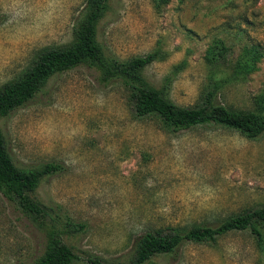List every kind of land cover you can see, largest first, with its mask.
<instances>
[{
	"label": "rangeland",
	"instance_id": "rangeland-1",
	"mask_svg": "<svg viewBox=\"0 0 264 264\" xmlns=\"http://www.w3.org/2000/svg\"><path fill=\"white\" fill-rule=\"evenodd\" d=\"M83 5L0 0V86L40 48L69 43ZM94 37L104 56L118 60L160 48L163 59L141 70L153 88L183 61L168 88L179 106L199 98L215 41L225 48L222 68L257 46L262 55L253 68L230 79L219 98L248 109L264 95V0H108ZM126 96L119 82H102L94 66L81 63L54 73L23 106L0 116V135L16 167L61 165L29 195L83 224L62 235L81 260L129 264L144 231L213 224L264 205V132L248 139L214 124L171 132L152 117H134ZM42 235L0 195V264L39 255ZM142 264H264V252L249 231H230L214 243L186 242L174 256L156 254Z\"/></svg>",
	"mask_w": 264,
	"mask_h": 264
},
{
	"label": "trees",
	"instance_id": "trees-1",
	"mask_svg": "<svg viewBox=\"0 0 264 264\" xmlns=\"http://www.w3.org/2000/svg\"><path fill=\"white\" fill-rule=\"evenodd\" d=\"M107 1L83 0L84 5L72 26L70 42L63 46L40 48L27 68L0 86V116L23 106L54 73L85 63L99 71L100 81L119 82L124 87L134 117H152L168 131L214 124L233 129L248 139H256L264 132L263 94L256 95L248 109L233 108L219 98L222 87L230 79L253 68L254 61L262 55L257 46L249 47L234 63L222 68L220 64H223L225 48L215 41L206 57L207 70L199 98L191 106H179L169 99L168 88L182 68L183 61L173 64L163 76L162 85L153 88L144 81L141 70L163 59L164 52L160 48H153L127 60L103 55L94 35L96 23L106 9ZM165 1L152 0V3L160 5ZM60 169L61 165L55 162L19 169L12 163L0 135V195L43 234L41 253L17 264H106L95 256L81 260L64 243L62 235L81 231L83 224L72 221L61 212L59 206H44L29 195L42 177ZM244 230L253 235L256 247L264 252V205L223 217L213 224L193 222L144 231L134 240L129 264H142L156 254L174 256L186 242L211 244L226 232Z\"/></svg>",
	"mask_w": 264,
	"mask_h": 264
}]
</instances>
